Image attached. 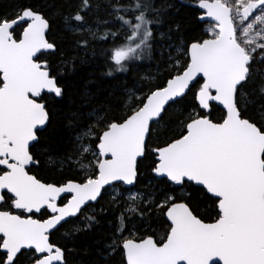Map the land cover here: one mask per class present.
<instances>
[{
    "label": "snow or ice",
    "instance_id": "1",
    "mask_svg": "<svg viewBox=\"0 0 264 264\" xmlns=\"http://www.w3.org/2000/svg\"><path fill=\"white\" fill-rule=\"evenodd\" d=\"M181 4L189 15L159 32L180 12L167 0L70 3L60 15L75 49L114 80L75 93L46 56L50 18L19 0L0 13V264H67L52 232L71 218L89 232L110 212L106 264H264V0ZM157 33L167 77L120 80L153 59Z\"/></svg>",
    "mask_w": 264,
    "mask_h": 264
},
{
    "label": "trees",
    "instance_id": "2",
    "mask_svg": "<svg viewBox=\"0 0 264 264\" xmlns=\"http://www.w3.org/2000/svg\"><path fill=\"white\" fill-rule=\"evenodd\" d=\"M16 0H0V13L10 11L14 6ZM20 3L31 4L40 8L52 21V29L49 33V39L54 40L57 45V49L54 54H46L47 59L51 62L53 71H59L63 74L62 83L71 85L68 89L69 92L75 93L77 90L82 89L85 85H88L89 89L96 91L97 86L101 89L107 88L114 82L113 78L103 76V73L107 71L104 66L103 60L97 55H92V49L89 48L87 54L84 51H77L74 46L73 37L65 30L63 18L60 15L61 12L68 10L70 3L74 4L75 0H19ZM156 5L159 7L165 3V0H155ZM167 3L175 4L177 8H180V12L176 13L175 9H167L164 16V24L159 26V32H166L169 26V20L176 19L182 20L183 17L189 15L191 7L188 4H181V0H167ZM200 31L203 30V26L200 27ZM19 31V29H17ZM189 32L191 29L188 30ZM175 39V37H174ZM111 42L104 45H93V47H107ZM168 41L165 39L161 41L159 39V33H157V41L155 50L153 52L152 60H145L138 62V64L128 73H118L117 77L122 81H140L141 77L153 76L160 80L167 77V58L169 50L162 45H166ZM68 60L70 63L65 64L63 61ZM89 80L94 83L89 84ZM103 97H101L102 99ZM218 113L214 112V115ZM175 120L176 114L173 108H169L164 113V120ZM143 170V169H142ZM70 174V173H69ZM38 175L49 182L60 179L59 172H53L49 168H41L38 171ZM147 178L144 177L139 183L135 185V189H141L147 191L145 188L147 185ZM195 196V192H193ZM107 196H103L100 199L99 204L95 207L99 211V207L103 205L108 208ZM118 215L120 209L114 210ZM112 218L111 212L106 215L98 216L101 220V225L94 227L89 232H75L71 228V224L75 220L80 218H72L67 223H63L60 227L52 232L50 239L53 243L60 246H66L71 251L66 252L67 264H106L105 260L100 255V250L103 249V238L105 233L108 232L106 221ZM79 227H83V222ZM67 233V235H66ZM119 255H114L108 264H118ZM19 264H27L25 256L20 257Z\"/></svg>",
    "mask_w": 264,
    "mask_h": 264
},
{
    "label": "rangeland",
    "instance_id": "3",
    "mask_svg": "<svg viewBox=\"0 0 264 264\" xmlns=\"http://www.w3.org/2000/svg\"><path fill=\"white\" fill-rule=\"evenodd\" d=\"M118 42H120V41H118ZM146 188V187H145ZM133 191H142L141 189H133ZM143 192V191H142ZM106 196H107V200L109 199V197H108V195L107 194H105ZM100 208V207H99ZM98 208V209H99ZM80 224H81V220H75V221H73V223L70 225L71 226V228H75V227H77V226H80Z\"/></svg>",
    "mask_w": 264,
    "mask_h": 264
},
{
    "label": "water",
    "instance_id": "4",
    "mask_svg": "<svg viewBox=\"0 0 264 264\" xmlns=\"http://www.w3.org/2000/svg\"><path fill=\"white\" fill-rule=\"evenodd\" d=\"M71 219H72V218H71ZM59 227H60V226H58V228H59ZM58 228H57V229H58ZM54 231H55V230H54ZM54 231H53V232H54Z\"/></svg>",
    "mask_w": 264,
    "mask_h": 264
}]
</instances>
